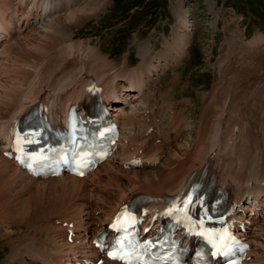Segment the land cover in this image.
Segmentation results:
<instances>
[{"label": "bare ground", "instance_id": "1", "mask_svg": "<svg viewBox=\"0 0 264 264\" xmlns=\"http://www.w3.org/2000/svg\"><path fill=\"white\" fill-rule=\"evenodd\" d=\"M108 3L0 0V33L9 36L0 48V225L24 227L16 239L9 238L16 234L10 230L9 237H1V245H9L11 251L0 264L95 262L100 256L91 251L89 232L96 235L122 206L140 197L160 200L159 205L145 207L154 215L168 198L183 192L178 201L184 199L190 178L202 176L213 179L214 192L227 193L234 220L246 223L248 232L242 236L251 249L245 264H264V53L253 57L252 64L221 72L224 77L206 96L192 134L193 123L169 112L172 107L164 115L150 113L145 90L160 70L158 60L142 54L139 66L127 71L123 60L115 69L86 43L74 40L75 30L101 15ZM177 20L170 52L180 57L191 25L184 10ZM246 45L264 46V36ZM228 69L234 72L225 74ZM91 85L102 88L109 105L119 102L113 112L121 126L114 156L91 175L39 181L2 157L11 129L32 107L48 106L57 122L71 103L90 98ZM170 90L157 95L167 96ZM134 159L140 168L123 170ZM52 182L58 190L45 189ZM17 203L20 209L13 207ZM66 230L74 233L72 245L65 242ZM100 259L102 264H118Z\"/></svg>", "mask_w": 264, "mask_h": 264}, {"label": "rangeland", "instance_id": "2", "mask_svg": "<svg viewBox=\"0 0 264 264\" xmlns=\"http://www.w3.org/2000/svg\"><path fill=\"white\" fill-rule=\"evenodd\" d=\"M108 1L101 15L87 21L77 32L75 30L74 40L86 43L115 69H120L123 60L127 63V71L139 66L142 54L148 60H158V76H154L155 81L145 92L150 96L152 112L149 111L151 115L154 112L164 115L167 108L172 107L173 111L169 112L180 113L187 124L193 123L192 134L205 107L206 96L224 77L221 72L225 68H239L244 63L252 64L253 57L264 53V46L251 48L246 45L255 36H264V0ZM183 10L191 25L189 43L183 56L177 57L170 48L176 37L177 14ZM263 59L257 61L264 64ZM229 70L225 74L234 72ZM166 87L171 89L167 96L157 95ZM54 183L45 184V189L58 190L59 186ZM18 205L13 207L18 208ZM1 225L0 261L11 251L9 245H1V237L10 234V230L16 234L6 237L16 239L17 233L24 230L23 226L15 229Z\"/></svg>", "mask_w": 264, "mask_h": 264}, {"label": "snow or ice", "instance_id": "3", "mask_svg": "<svg viewBox=\"0 0 264 264\" xmlns=\"http://www.w3.org/2000/svg\"><path fill=\"white\" fill-rule=\"evenodd\" d=\"M190 199H191V197H189V200ZM187 203H188V201H185V204H187ZM169 211H171V210H169ZM109 256H110V258H116L113 253H109Z\"/></svg>", "mask_w": 264, "mask_h": 264}]
</instances>
